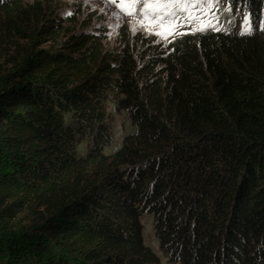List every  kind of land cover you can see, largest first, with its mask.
<instances>
[{"label": "trees", "instance_id": "obj_1", "mask_svg": "<svg viewBox=\"0 0 264 264\" xmlns=\"http://www.w3.org/2000/svg\"><path fill=\"white\" fill-rule=\"evenodd\" d=\"M56 3L0 0V264H162L145 214L171 264H264V0L167 47Z\"/></svg>", "mask_w": 264, "mask_h": 264}, {"label": "rangeland", "instance_id": "obj_2", "mask_svg": "<svg viewBox=\"0 0 264 264\" xmlns=\"http://www.w3.org/2000/svg\"><path fill=\"white\" fill-rule=\"evenodd\" d=\"M126 7L128 5L121 4L120 0H115V2L113 0H57L56 5L52 8L55 16L63 21H67L69 17L76 15L78 18L77 28H81V23L87 22L89 18H91L92 24H102L108 31L107 42L110 47L119 44V32L123 26H127L133 34L141 32L146 36L156 37V41L161 43L163 47H167L176 37L192 34L189 25H184L179 28L175 34L169 35L166 39L150 34L147 22H144L145 26H141L143 18L140 10L143 5L138 4L135 6L136 12L133 16H129L123 10ZM229 8H231L230 11L228 10ZM210 11L211 15L206 16V19L211 20L212 16H218L219 19L218 21L213 20V26L208 27L205 31L231 32L237 30L241 33H248L254 30L251 16L248 13L233 12L231 5L228 3H223L221 0H218V2L212 5ZM245 16L250 21V28L244 26ZM65 24H69V22ZM109 111V123L114 131V141L106 149V153L113 154L121 147L126 135L134 132L136 128L133 126L129 114L126 111H116L113 105H109ZM88 143L89 141L86 140L79 146L81 153L87 151ZM143 224L145 243L161 257L162 264H171L159 246V240L155 234L153 217L145 214L143 216Z\"/></svg>", "mask_w": 264, "mask_h": 264}, {"label": "snow or ice", "instance_id": "obj_3", "mask_svg": "<svg viewBox=\"0 0 264 264\" xmlns=\"http://www.w3.org/2000/svg\"><path fill=\"white\" fill-rule=\"evenodd\" d=\"M120 2L128 5L123 10L129 16L135 15V6L142 4L143 7L140 10L143 18L141 26H145L144 22H147L150 34L160 36L163 39L175 34L184 25L190 26L192 34L203 32L208 27L213 26V20L218 21L219 19L218 16H212L211 20L205 18L211 15L212 5L218 0H120ZM229 4H231V0H229ZM228 10L230 11L231 8ZM244 26L250 28V21L247 16L244 19Z\"/></svg>", "mask_w": 264, "mask_h": 264}]
</instances>
